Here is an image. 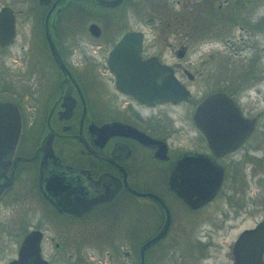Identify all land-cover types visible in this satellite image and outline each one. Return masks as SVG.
Returning <instances> with one entry per match:
<instances>
[{
  "label": "flooded vegetation",
  "instance_id": "1",
  "mask_svg": "<svg viewBox=\"0 0 264 264\" xmlns=\"http://www.w3.org/2000/svg\"><path fill=\"white\" fill-rule=\"evenodd\" d=\"M67 1L60 0L48 17L50 37L67 73L54 61L44 39V19L54 0H49L46 5L36 0L32 7H38V32L43 49L40 55L32 51L34 30L26 40L28 45L24 42L17 47L19 53L11 52L16 46L17 14L12 6H0L8 7L14 18L12 40L0 43V101L16 105L21 117L20 137L13 156L18 160L12 170V164L8 167V173L12 171V181L0 195V204L13 205L22 211L26 205L21 203H32L25 201V196L31 192L44 205L48 215L36 210L37 221H31L32 225L27 227L20 225L19 243L29 231L39 230L42 255L45 233L41 225L46 221L52 253L60 261L71 260L75 264H84L87 257L82 245L90 243L89 237L95 233L91 230L99 226H115L120 231L125 228V235L112 232L106 242L102 241L110 245L109 250L104 251L110 264H117L116 259H121L122 264H133L130 262L132 255L135 264H139V244L152 238L167 216L165 235L143 253V264H148L149 253L165 239L174 238L170 233L176 225L174 213L178 205L195 212L211 203L225 183L230 195L241 194L244 160L246 156L256 158L247 155L245 146L254 134L264 136V127H257V116L246 115L238 102L241 92L237 87H231L233 91L226 89L225 84L205 85L192 105L190 83L197 77L203 78V74L212 76L211 71L198 69L196 63L186 59L192 52L191 43L199 41L202 32L207 30L206 18L212 14L208 1L200 0V5L185 6L182 12L169 13L168 17L157 12L155 17L145 5L149 2L156 9L163 2L168 4L167 1L121 0L117 5L107 7L93 0H79L83 10L87 7L94 10L87 4L99 9L96 11L102 17L95 20L105 22L109 30L102 29L95 20L91 21L88 26L96 24L100 31L98 36L92 35L87 26L84 36L81 34L76 43L64 47L60 37L65 25L61 22L62 14L78 0ZM226 1L221 0L217 9ZM169 8L174 9L173 5ZM31 12L26 15L30 17ZM136 20L142 26L162 27L156 28L153 37L148 39L143 28L133 27L132 22ZM127 32L140 33L139 61L153 58L159 65L168 67L172 77L188 90L187 101L147 105L118 90L116 73L108 65V56L114 44ZM106 33H110V37L105 38ZM41 55L43 61L38 65ZM214 92L229 97L242 117L254 119V127L246 139L218 155L192 120L198 103ZM187 104L192 108L182 115L172 110ZM185 121L187 127L183 124ZM209 122L212 125V119ZM209 128L211 130L207 127V131ZM230 135L235 136V130H231ZM184 136L189 140L190 148L184 145ZM224 136L220 131L212 134L215 143L222 141ZM47 137L48 151L45 148ZM184 153L209 156L222 169V180L215 196L195 209L186 206L166 185L176 160ZM238 210L232 207L234 213ZM22 221L21 224L27 223L25 219ZM135 231H142L143 236L133 239ZM102 238L105 239L100 236ZM116 240L121 242L120 247L116 246ZM125 244L129 245L124 247ZM49 258L51 255L46 259L48 264Z\"/></svg>",
  "mask_w": 264,
  "mask_h": 264
},
{
  "label": "rangeland",
  "instance_id": "2",
  "mask_svg": "<svg viewBox=\"0 0 264 264\" xmlns=\"http://www.w3.org/2000/svg\"><path fill=\"white\" fill-rule=\"evenodd\" d=\"M164 1H167L168 4L163 2L156 9L153 8L154 4L149 2L144 5L147 11L155 17H157L155 14L157 12L164 13L163 16L168 17L172 12H182L185 6L190 7L202 3L200 0ZM171 1H175V3ZM206 1L209 4L208 9H211L212 12V15L206 18L207 30L199 41L191 43L192 52L186 59H191L194 65L196 63L195 67L198 69L211 71L210 75L212 74V76L205 77L203 74V78L202 76L197 77L190 83L193 93L192 105L206 86L225 84L226 89L229 90H233L231 87H237L241 92L238 102L246 115L257 116V127H264V0H227V3L222 4L220 9H217V5L221 3V0ZM35 2L36 0H0V6H12L17 14L16 46L12 47L11 52L19 53L20 50L17 47L24 42L28 45L26 40L34 30L32 51L39 55L43 53L41 36L38 32V7L32 8L36 4ZM80 5L79 0L75 1L62 14L61 22L62 25L64 22L66 26L63 25L60 37L64 47L76 43L81 34L85 33L88 23L102 17V15L98 16L96 10L99 9L94 8L93 4L87 5L94 10L88 7L83 10ZM171 5L174 7L173 10L169 8ZM31 10L29 17L26 12ZM96 22L102 29L109 30V26L104 24L105 22L101 23L98 20ZM132 25L134 28H143L147 32L148 39L153 37L156 28L162 27L158 25L156 27L142 26L139 20L133 21ZM60 27L58 28L60 29ZM107 34L105 38L110 37V33ZM70 36L73 38L70 39ZM42 61L41 55V59L38 58L37 61L38 65ZM246 71H249L252 76L251 81L254 82L248 89H245L241 84V79H244ZM242 74L243 78H241ZM250 75L245 78L250 79ZM0 95L2 96V92ZM191 108V104H187L174 107L172 110L182 115L185 111H190ZM183 124L187 127L186 121ZM27 133L29 132L27 131ZM182 141L186 147H191L186 136ZM245 149L248 151V156L256 158L252 159L246 156L244 160L245 177L241 194L230 195L225 183L221 192L211 203L195 212L178 205L174 213L176 225L170 233L174 238L165 239L163 243L155 247L149 253L148 264H231L230 246L237 234L243 229L254 226L264 216V136L260 133L254 134ZM16 194L19 196L18 193ZM28 200H31L32 203L30 205L21 203L26 205L22 211L15 209L13 205L0 204V264H6L10 259L15 258L22 235L19 226L32 225L30 222L38 219V211L48 215L44 205L31 192L25 196V201ZM21 204L18 203V205ZM232 207L239 209L237 213L235 212L236 214L232 211ZM22 219H25L27 223L21 224ZM41 226L45 233L41 243L42 256L48 260L51 255L50 264H75L71 260L60 261L52 253V246L48 245V222L45 221ZM91 231H95V233L93 232L92 237H89L90 243L82 245L85 247V257H87L84 264H110L104 256V251L109 250L108 246L110 245L102 241L106 242L112 236V232L116 235H125V228L120 231L118 228L115 229V226L112 228L99 226ZM100 236L105 239H100ZM142 236V231H135L133 239ZM116 241V246L120 247L121 242ZM128 245L125 244L124 247ZM203 255L206 256L202 258ZM60 256L61 254L58 257ZM115 262L122 264L121 259H116ZM130 262L136 263L134 255Z\"/></svg>",
  "mask_w": 264,
  "mask_h": 264
},
{
  "label": "water",
  "instance_id": "3",
  "mask_svg": "<svg viewBox=\"0 0 264 264\" xmlns=\"http://www.w3.org/2000/svg\"><path fill=\"white\" fill-rule=\"evenodd\" d=\"M38 1L43 5L49 2V0ZM59 1L54 0L45 16L44 39L54 61L67 73L60 62L48 30V17ZM93 1L102 6L112 7L121 0ZM88 30L94 36H98L100 32L94 23L89 24ZM13 35L12 11L8 7H2L0 8V43L10 42ZM139 45L140 33L127 32L109 52L108 65L116 73L118 90L147 105L187 101L190 97L188 90L172 77L168 67L159 65L153 58L139 61ZM192 120L206 135L216 155L232 150L246 139L254 127V119L242 117L234 102L221 92L206 95L196 106ZM207 127H211V130L209 128L207 131ZM231 130H235V136L230 135ZM20 131L21 117L18 108L9 101H0V195L12 181V171L8 173L7 170L10 164L12 170L18 160L13 156ZM214 131L225 134L222 141L214 142L212 138ZM45 148L48 151V137L45 140ZM221 180L222 169L212 158L197 153H184L176 160L166 185L186 206L195 209L215 196ZM167 225L166 216L164 225L158 232L139 244L137 250L139 264H143L144 251L165 235ZM40 238L39 230H31L25 234L17 248L16 257L6 264H48L40 252ZM263 252L264 216L254 226L238 233L230 246L231 264H264Z\"/></svg>",
  "mask_w": 264,
  "mask_h": 264
},
{
  "label": "trees",
  "instance_id": "4",
  "mask_svg": "<svg viewBox=\"0 0 264 264\" xmlns=\"http://www.w3.org/2000/svg\"><path fill=\"white\" fill-rule=\"evenodd\" d=\"M211 5V4H210ZM212 15V14H211ZM209 17V16H208ZM205 33V30L202 32V34H201V36L203 37L204 34ZM200 37V36H199ZM247 75H250L249 74V71H246V72H244V79H241V81H242V85H243V87L245 88V89H248L254 82L253 81H251V78H252V76L250 75V79H246L245 77L247 76ZM241 78H243V74H242V77Z\"/></svg>",
  "mask_w": 264,
  "mask_h": 264
}]
</instances>
